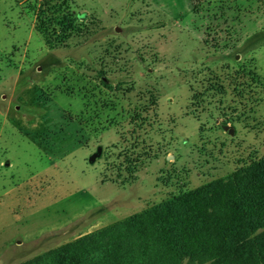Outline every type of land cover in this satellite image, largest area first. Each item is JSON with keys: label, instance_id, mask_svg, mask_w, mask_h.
Returning a JSON list of instances; mask_svg holds the SVG:
<instances>
[{"label": "rangeland", "instance_id": "rangeland-1", "mask_svg": "<svg viewBox=\"0 0 264 264\" xmlns=\"http://www.w3.org/2000/svg\"><path fill=\"white\" fill-rule=\"evenodd\" d=\"M262 160L264 0H0V264Z\"/></svg>", "mask_w": 264, "mask_h": 264}, {"label": "trees", "instance_id": "trees-1", "mask_svg": "<svg viewBox=\"0 0 264 264\" xmlns=\"http://www.w3.org/2000/svg\"><path fill=\"white\" fill-rule=\"evenodd\" d=\"M52 7L38 12L40 33L78 31L65 2ZM25 264H264V160Z\"/></svg>", "mask_w": 264, "mask_h": 264}]
</instances>
